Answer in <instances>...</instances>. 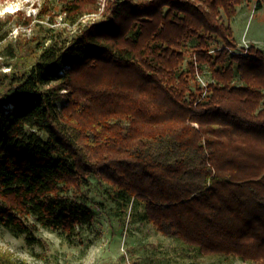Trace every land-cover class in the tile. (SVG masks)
Here are the masks:
<instances>
[{"label":"trees","instance_id":"1","mask_svg":"<svg viewBox=\"0 0 264 264\" xmlns=\"http://www.w3.org/2000/svg\"><path fill=\"white\" fill-rule=\"evenodd\" d=\"M243 2L65 0L59 28L0 32V226L73 242L95 177L189 250L264 264V51L238 50Z\"/></svg>","mask_w":264,"mask_h":264},{"label":"rangeland","instance_id":"2","mask_svg":"<svg viewBox=\"0 0 264 264\" xmlns=\"http://www.w3.org/2000/svg\"><path fill=\"white\" fill-rule=\"evenodd\" d=\"M64 2L0 0V32L12 28L6 42L19 37H40L48 27L59 28L64 25L60 14V6ZM258 2H261L260 6ZM43 6L49 7L47 12L53 14L55 24ZM8 15H13L10 22L7 20ZM39 16L44 20H40ZM29 17L34 18L32 26H23L25 18ZM231 27L238 50L255 45L264 51V0H244L237 7ZM200 80L202 85L206 84L207 79ZM110 192L107 184L90 177L85 187V202L92 209L95 220L92 225L82 228L73 242L42 229L37 237L44 244L30 247L25 237L17 238L0 226V250L28 264H246L238 259L202 256L182 243L162 236L150 224L131 216L130 208L126 214L121 212Z\"/></svg>","mask_w":264,"mask_h":264}]
</instances>
